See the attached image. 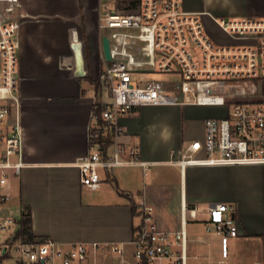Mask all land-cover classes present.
<instances>
[{
    "label": "built area",
    "instance_id": "1",
    "mask_svg": "<svg viewBox=\"0 0 264 264\" xmlns=\"http://www.w3.org/2000/svg\"><path fill=\"white\" fill-rule=\"evenodd\" d=\"M20 7V0H0V264H82L101 253L122 254L115 243L62 244L20 234L23 209L15 210L12 203L13 182L26 165L18 86V35L25 16ZM98 12L102 37L110 41L111 59L103 54L106 67L100 73L109 99L102 102L100 119L93 115L90 152L76 162L83 185L96 187L103 173L119 167L139 166L147 172L151 163L121 139L122 116L146 105L207 111L203 138L192 140L180 158L173 155L167 161L182 173L191 165L264 166V16L218 17L188 9L185 0H99ZM204 15L220 34L208 28ZM107 62L117 66L110 68ZM156 73L172 78L149 77ZM138 210L134 264H187L186 221L178 231L161 229L145 197ZM207 210L205 228L217 236L224 262L231 238L240 235L236 207L214 202Z\"/></svg>",
    "mask_w": 264,
    "mask_h": 264
},
{
    "label": "crops",
    "instance_id": "2",
    "mask_svg": "<svg viewBox=\"0 0 264 264\" xmlns=\"http://www.w3.org/2000/svg\"><path fill=\"white\" fill-rule=\"evenodd\" d=\"M20 2L25 16L20 19L18 35V86L26 165L14 180L12 192L20 209L30 211L37 239L62 244L115 243L123 248L117 254L121 264H134L132 239L140 220L141 197L154 206L161 229L178 231L186 221L187 264L192 258H208V246H219L215 234L213 238L200 232V224L206 230L208 219V215L198 219L203 201L235 202L241 229L238 237L263 235L264 166L191 165L182 173L179 166L167 162L173 155L180 158L194 140L184 121L201 117V136L195 139L203 138L206 114L201 107L133 108L122 116L121 139L151 163L152 177L146 180L141 167L126 166L103 173L96 187L83 185L76 162L90 152L94 110L105 101L106 92L100 82L104 58L99 0ZM185 2L190 10H203ZM259 14H264V0L239 6L235 15ZM197 110L202 114L197 115ZM242 172L254 177H244ZM239 181L245 196L234 189Z\"/></svg>",
    "mask_w": 264,
    "mask_h": 264
},
{
    "label": "rangeland",
    "instance_id": "3",
    "mask_svg": "<svg viewBox=\"0 0 264 264\" xmlns=\"http://www.w3.org/2000/svg\"><path fill=\"white\" fill-rule=\"evenodd\" d=\"M191 3L195 5H200L203 10L210 11L212 14L216 16L220 15H230L233 16L238 13V7L240 6H246L248 3H255L256 5L258 3H262L263 0H189ZM113 2H110V5H112ZM260 16H264V14H259ZM206 25L208 28L214 30L216 33H219L218 29L215 27L211 19L207 16H203ZM99 26V25H98ZM105 33H110V29H105ZM220 34V33H219ZM107 65L110 68H115L117 65H115L112 62H107ZM103 69L106 67V63L103 61ZM149 77H158L162 80H166L169 78H172L170 75H164V74H153L149 75ZM104 99H109L108 92L106 91L104 93ZM203 113H207L206 110H204ZM202 114V110H197V115ZM201 117H193L191 121L188 123L185 122V126H189L190 131H192L193 136L192 139L199 138L201 136L202 132V125L200 124ZM191 139V140H192ZM144 177L146 180H149L153 175V170L149 168L146 173H144ZM240 175L248 178L254 177V174H250L249 172H242ZM237 180L239 179L238 175ZM238 183V182H237ZM242 181H239L237 185L234 186L235 191H239V193L242 196L247 195V192L245 191V188L242 186ZM243 187V188H242ZM12 203L14 204L13 208L15 210L20 209V201L16 197L15 193H13V199ZM229 203L236 205L235 202L229 201ZM209 202L203 201L199 203V211H198V219L201 221L203 218H205L208 215L207 208L209 206ZM200 223V222H199ZM200 232L201 234L211 236L214 238V233L207 232L203 229L202 224H200ZM5 235H3L4 237ZM1 237V239L3 238ZM220 246L217 244L213 246H208V255L209 257L204 258H197V259H190L189 264H264V235H244L240 237H234L230 240V256L224 261L220 262ZM82 264H121L120 258L117 254H112L110 252L103 254L102 256H98L95 260H90L87 262H84Z\"/></svg>",
    "mask_w": 264,
    "mask_h": 264
},
{
    "label": "trees",
    "instance_id": "4",
    "mask_svg": "<svg viewBox=\"0 0 264 264\" xmlns=\"http://www.w3.org/2000/svg\"><path fill=\"white\" fill-rule=\"evenodd\" d=\"M97 84L99 86L100 83L97 82ZM103 109L104 106L102 104H97L94 113L100 118ZM20 223V234L26 237L28 240H34L36 237L33 233L31 213L28 209L23 210Z\"/></svg>",
    "mask_w": 264,
    "mask_h": 264
},
{
    "label": "water",
    "instance_id": "5",
    "mask_svg": "<svg viewBox=\"0 0 264 264\" xmlns=\"http://www.w3.org/2000/svg\"><path fill=\"white\" fill-rule=\"evenodd\" d=\"M101 46L102 51L107 60L111 59V52H110V41L108 36H103L101 39Z\"/></svg>",
    "mask_w": 264,
    "mask_h": 264
}]
</instances>
